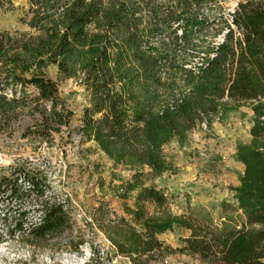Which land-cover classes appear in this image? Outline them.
I'll use <instances>...</instances> for the list:
<instances>
[{
    "label": "trees",
    "instance_id": "obj_1",
    "mask_svg": "<svg viewBox=\"0 0 264 264\" xmlns=\"http://www.w3.org/2000/svg\"><path fill=\"white\" fill-rule=\"evenodd\" d=\"M25 1L29 31H0V134L12 135L22 117L33 121L22 139L50 141L70 125L74 115L47 76L57 67L89 93L82 138L135 172L121 195L127 201L137 193L135 210L127 209L131 220L102 226L119 255L146 264L163 253L158 235L178 227L190 232L180 251L205 264H264V1H240L230 19L218 0ZM14 8L15 0H0V11ZM195 55L203 56L198 65ZM247 102H258L254 140L238 148L245 169L234 189L245 221L217 226L170 214L165 192L145 184L171 170L165 147L185 142L229 105ZM46 189L43 179L19 166L0 176V208L6 223L13 222L12 234L28 231L45 241L72 229L67 207ZM147 203L163 211L149 215ZM31 210L40 217L29 224Z\"/></svg>",
    "mask_w": 264,
    "mask_h": 264
},
{
    "label": "rangeland",
    "instance_id": "obj_2",
    "mask_svg": "<svg viewBox=\"0 0 264 264\" xmlns=\"http://www.w3.org/2000/svg\"><path fill=\"white\" fill-rule=\"evenodd\" d=\"M240 1L218 0L221 13L230 19ZM27 11L25 0H15L12 11H0V31L28 32L24 22ZM202 57L193 56V63L200 64ZM47 76L58 83L61 98L74 115L71 123L62 126L50 141L22 139L25 128L33 124L29 117H22L21 127L17 126L12 135L0 134V176H10L11 169L19 166L43 179L47 197L65 204L73 227L57 237L37 241L28 231L12 234L13 222L6 223V209L0 208V264H140L119 255L102 228L118 218L131 220L128 210H135L137 193L130 194L127 201L121 195L135 172L117 166L94 142L82 138L81 119L90 96L81 82L65 79L53 66ZM29 93L34 94L35 90L31 88ZM261 102L264 104V100ZM257 103L229 105L210 123L199 124L185 142L174 139L165 147L171 170L159 178L148 177L145 184L165 192V209L170 214L194 216L217 226L240 227L245 221L234 191L241 185L245 169L237 159V151L240 146L253 143V107ZM146 206L149 215L158 216L163 211L154 203ZM16 213L11 212L13 219L18 217ZM39 217L40 212L31 210L27 223H36ZM184 230L175 227L159 234L158 239L163 237L159 239L164 244L163 253H157L146 264H162L166 258L175 263L194 260L205 264L180 251Z\"/></svg>",
    "mask_w": 264,
    "mask_h": 264
},
{
    "label": "built area",
    "instance_id": "obj_3",
    "mask_svg": "<svg viewBox=\"0 0 264 264\" xmlns=\"http://www.w3.org/2000/svg\"><path fill=\"white\" fill-rule=\"evenodd\" d=\"M225 33L223 35L219 36V38L217 39V43L216 44H220V43H223L224 42V35H225ZM238 35L241 36L240 33H238ZM162 264H198V263H196L194 260L193 261L192 260L181 261V262L175 263V262L171 261L170 259L166 258L163 261Z\"/></svg>",
    "mask_w": 264,
    "mask_h": 264
},
{
    "label": "crops",
    "instance_id": "obj_4",
    "mask_svg": "<svg viewBox=\"0 0 264 264\" xmlns=\"http://www.w3.org/2000/svg\"><path fill=\"white\" fill-rule=\"evenodd\" d=\"M250 116H251V115H249L248 118H250ZM222 220H224V219H222ZM184 233H185V236L183 237V239H187V238L190 236V232L187 231V230H184ZM159 239L162 240L163 237H162V236H161V237L159 236Z\"/></svg>",
    "mask_w": 264,
    "mask_h": 264
}]
</instances>
